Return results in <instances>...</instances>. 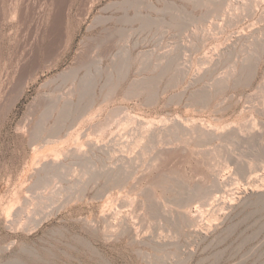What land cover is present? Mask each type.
I'll return each mask as SVG.
<instances>
[{"label":"rangeland","instance_id":"obj_1","mask_svg":"<svg viewBox=\"0 0 264 264\" xmlns=\"http://www.w3.org/2000/svg\"><path fill=\"white\" fill-rule=\"evenodd\" d=\"M123 1L64 0L59 10L60 0H0V264H264V0ZM21 7L28 22L19 21L16 10ZM54 20L55 32L51 28ZM27 26L33 32L27 31ZM28 48L32 49L33 58L25 62L22 52ZM21 62L27 65L26 71L21 69L24 73L20 71ZM83 78L88 80L84 81L86 84ZM66 106H70L68 111ZM142 116L153 119L152 127V122H139L144 120ZM177 120L189 124L188 132ZM195 123L220 130L221 135L204 132ZM90 140L96 143L95 147L85 145ZM166 144H170L166 147L170 149L166 150ZM75 145L83 151L86 148V160L69 153ZM53 156L61 161L59 168L43 167L42 161ZM248 174L252 176L249 178ZM252 189L254 194H250ZM225 201L230 205L225 206ZM185 210L194 212L197 219L192 223L185 220L181 214ZM123 219L137 226L136 237L127 231Z\"/></svg>","mask_w":264,"mask_h":264},{"label":"bare ground","instance_id":"obj_2","mask_svg":"<svg viewBox=\"0 0 264 264\" xmlns=\"http://www.w3.org/2000/svg\"><path fill=\"white\" fill-rule=\"evenodd\" d=\"M55 1H56V0H55ZM65 1H66V0H65ZM133 1H135V0H133ZM138 1H139V0H138ZM191 1H192V0H191ZM206 1H207V0H206ZM211 1H212V0H211ZM215 1H217V0H215ZM220 1H221V0H220ZM223 1L225 2V0H223ZM60 2H61V3L57 2V3H58L57 6H58L59 10H60V8H61L62 3L64 2V0H63V1L60 0ZM114 2H115V1H114ZM118 2H119V0H118ZM123 2H124L125 4H127V3L125 2V0H124ZM131 2H132V1H131ZM136 2H137V1H136ZM200 2H201V0H200ZM229 2H230V1H229ZM243 2H246V1H243ZM248 2H249V0H248ZM252 2H253V1H252ZM260 2H261V1H260ZM197 3H198V2H197ZM203 3H204V2H203ZM203 3H202V4H203ZM207 3H208V2H207ZM207 3H206V4H207ZM222 3H223V2H221V4H222ZM232 3H233V2H232ZM241 3H242V1H241ZM241 3H240V4H241ZM255 3H257V2L255 1ZM63 4H64V3H63ZM106 4H107V3H106ZM117 4H118V3H117ZM122 4H123V3H122ZM131 4H132V3H131ZM139 4H140V3H139ZM139 4H138V5H139ZM194 4H195V3H194ZM202 4H201V5H202ZM209 4H210V3H209ZM215 4H217V3H215ZM215 4H214V5H215ZM221 4H220V5H221ZM224 4H225V3H224ZM240 4H238V5H240ZM107 5H108V4H107ZM136 5H137V4H136ZM167 5H168V4H167ZM235 5H236V4H235ZM238 5H237V6H238ZM256 5H257V4H256ZM108 6H109V5H108ZM110 6H111V4H110ZM112 6H113V4H112ZM121 6H122V5H121ZM123 6H124V5H123ZM168 6H169V5H168ZM168 6H167V7H168ZM171 6H172V5H171ZM196 6H197V5H196ZM198 6H200V5H198ZM204 6H205V5H204ZM218 6H219V5H218ZM241 6H243V4H242ZM244 6H245V5H244ZM249 6H250V5H249ZM251 6H252V5H251ZM113 7H114V6H113ZM134 7H135V6H134ZM154 7H155V6H154ZM165 7H166V6H165ZM165 7H164V8H165ZM211 7H212V6H211ZM211 7H210V9H211ZM222 7H223V6H222ZM253 7H254V6H253ZM16 8H17V7H16ZM106 8H107V7H106ZM123 8H124V7H123ZM127 8H128V7H127ZM168 8H169V7H168ZM205 8H206V7H205ZM214 8H215V7H214ZM214 8H213V9H214ZM227 8H228V6H227ZM229 8H230V7H229ZM241 8H244V7H241ZM263 8H264V7H263ZM117 9H118V8H117ZM120 9H122V8H120ZM153 9H154V8H153ZM165 9H167V8H165ZM169 9H170V8H169ZM208 9H209V7H208ZM218 9H219V8H218ZM220 9H222V8L220 7ZM237 9H238V8H237ZM237 9H236V10H237ZM246 9H247V8H246ZM246 9H245L244 11H246ZM24 10H25V9H24L23 7L19 8L18 10H16V12H17V14H18L19 21H21V23L24 22V20L26 19V17H25V12H26V11H24ZM59 10H58V11H59ZM122 10H123V9H122ZM125 10H126V9H125ZM170 10H171V9H170ZM170 10H169V11H170ZM205 10H206V9H205ZM227 10H229V9H227ZM247 10H248V9H247ZM249 10H250V9H249ZM253 10H254V9H253ZM169 11H168V12H169ZM212 11H213V10H212ZM218 11H219V10H218ZM234 11H235V10H234ZM14 12H15V11H14ZM64 12H65V11H64ZM125 12H126V11H125ZM158 12H159V11H158ZM170 12H171V11H170ZM182 12H183V11H182ZM227 12H228V11H227ZM231 12H233L232 9H231ZM236 12H237V11H236ZM255 12H256V11H255ZM58 13H59V12H58ZM171 13H172V12H171ZM218 13H219V12H218ZM55 14H56V13H55ZM237 14H238V13H237ZM248 14H250V13H248ZM41 15H42V14H41ZM41 15H40V16H41ZM125 15H126V13H125ZM183 15H184V14H183ZM240 15H241V14H240ZM245 15H246V14H245ZM254 15H255V13H254ZM118 16H119V15H118ZM118 16H117V17H118ZM134 16H136V15H134ZM226 16H227V15H226ZM229 16H230V15H229ZM249 16H250V15H249ZM252 16H253V15H252ZM110 17H111V16H110ZM115 17H116V16H115ZM126 17H127V16H126ZM173 17H174V16H173ZM238 17H239V16H238ZM37 18H38V17H37ZM226 18H228V17H226ZM242 18H243V17H242ZM244 18H245V17H244ZM13 19H15V18H13ZM27 19H28V18H27ZM27 19H26V21H27ZM54 19H55V18H54ZM59 19H60V18H59ZM59 19H58V20H59ZM111 19H112V18H111ZM118 19H119V18H118ZM120 19H121V18H120ZM122 19H123V18H122ZM157 19H158V18H157ZM182 19H183V18H182ZM185 19H186V18H185ZM187 19H188V18H187ZM230 19H231V16H230ZM31 20H33V19H31ZM34 20H35V18H34ZM34 20H33L32 22H34ZM43 20H44V19H43ZM139 20H140V19H139ZM154 20H156V19H154ZM176 20H177V19H176ZM223 20H224V19H223ZM237 20H238V19H237ZM241 20H242V19H241ZM122 21H123V20H122ZM180 21H181V19H180ZM219 21H220V20H219ZM252 21H253V20H252ZM256 21H257V20H256ZM27 22H28V21H27ZM27 22H26L25 24H27ZM58 22H59V21H58ZM124 22H125V21H124ZM185 22H186V21H185ZM222 22H224V21H222ZM232 22H233V21H232ZM253 22H254V21H253ZM30 23H31V21H30ZM59 23H60V22H59ZM183 23H184V22H183ZM213 23H214V22H213ZM213 23H212V24H213ZM217 23H218V22H217ZM217 23H216V24H217ZM226 23H227V22H226ZM230 23H231V22H230ZM28 24H29V23H28ZM28 24H27V25H28ZM36 24H37V23H36ZM56 24H57V21L54 20L52 26L50 25L51 28H52V31H53V32H55V30H56V29H55V28H56ZM159 24H160V23H159ZM228 24H229V23H228ZM236 24H237V22H236ZM248 24H249V23H248ZM248 24L246 23V25H248ZM251 24H252V23H251ZM257 24H258V23H257ZM31 25H32V23H31ZM47 25H48V24H47ZM59 25H60V24H59ZM218 25H219V24H218ZM225 25H226V24H225ZM233 25H234V24H233ZM233 25H232V26H233ZM240 25H241V24H240ZM243 25H244V24H243ZM252 25H253V24H252ZM182 26H184V25H182ZM214 26H215V25H214ZM216 26H217V25H216ZM220 26H221V25H220ZM222 26H223V25H222ZM249 26H250V25H249ZM253 26H254V25H253ZM62 27H63V26H62ZM179 27H181V26H179ZM185 28H186V27H185ZM202 28H203V27H202ZM220 28H221V27H220ZM222 28H223V27H222ZM241 28H242V27H241ZM248 28H250V27H248ZM62 29H63V28H62ZM193 29H194V28H193ZM193 29H192V30H193ZM195 29H196V28H195ZM228 29H229V28H228ZM232 29H233V27H232ZM239 29H240V28H239ZM254 29H255V27H254ZM26 30H27V31H32L30 26H27ZM58 30H60V29H58ZM180 30H181V29H180ZM183 30H184V29H183ZM224 30H225V29H224ZM233 30H234V29H233ZM233 30H232V31H233ZM240 30H242V29H240ZM37 31H38V30H37ZM220 31H221V30H220ZM258 31H260V30H258ZM261 31H262V30H261ZM32 32H33V31H32ZM35 32H36V31H35ZM176 32H177V31H176ZM193 32H195V31H193ZM223 32H224V31H223ZM236 32H238V31H236ZM239 32H240V31H239ZM242 32H243V31H242ZM242 32H241V33H242ZM37 33H38V32H37ZM48 33H49V32H48ZM59 33H60V32H59ZM231 33H232V32H231ZM243 33H244V32H243ZM245 33H247V32H245ZM174 34H175V33H174ZM174 34H173V35H174ZM178 34H179V33H178ZM225 34H226V33H225ZM235 34H236V33H235ZM251 34H252V32H251ZM39 35H40V34H39ZM126 35H127V34H126ZM221 35H222V34H220V36H221ZM240 35H241V34H240ZM243 35H244V34H243ZM247 35H248V34H247ZM252 35H253V34H252ZM228 36H229V35H228ZM230 36H231V35H230ZM244 36H245V35H244ZM108 37H109V36H108ZM233 37H234V36H233ZM251 37H252V36H251ZM258 37H259V36H258ZM29 38H30V37H29ZM226 38H228V37L226 36ZM230 38H231V37H230ZM239 38H240V37H239ZM252 38H254V37H252ZM260 38H261V37H260ZM56 39H57V38H56ZM106 39H107V38H106ZM106 39H105V40H106ZM51 40H52V39H51ZM22 41H23V40H22ZM34 41H35V40H34ZM218 41H219V40H218ZM253 41H254V40H253ZM23 42H24V41H23ZM55 42H56V41H55ZM55 42H54V43H55ZM107 42H108V40H107ZM213 42H214V41H213ZM216 42H217V41H216ZM224 42H225V41H224ZM246 42H247V41H246ZM250 42H251V41H250ZM254 42H255V41H254ZM258 42H259V41H258ZM25 43H27V42H25ZM30 43H31V41H30ZM118 43H119V42H118ZM218 43H219V42H218ZM222 43H223V42H222ZM237 43H238V42H237ZM237 43H236V44H237ZM31 44H32V43H31ZM36 44H37V43H36ZM47 44H48V43H46V45H47ZM55 44H57V43H55ZM99 44H100V43H99ZM99 44H98V46H99ZM179 44H180V43H179ZM181 44H182V43H181ZM225 44H226V42H225ZM253 44H254V43H253ZM262 44H264V43H262ZM23 45H24V44H23ZM93 45H94V44H93ZM109 45H110V44H109ZM177 45H178V44H177ZM177 45H176V46H177ZM217 45H218V44H217ZM223 45H224V44H223ZM223 45H222V46H223ZM242 45H243V44H242ZM248 45H249V43H248ZM255 45H256V44H255ZM257 45H258V44H257ZM31 46L33 47V44H32ZM56 46H57V45H56ZM169 46H170V45H169ZM181 46H182V45H181ZM52 47H53V46H52ZM215 47H216V46H215ZM218 47H219V46H218ZM245 47H246V46H245ZM50 48H51V45H50ZM169 48H170V47H169ZM172 48H173V47H172ZM174 48H175V47H174ZM182 48H183V47H182ZM233 48H234V47H233ZM241 48H243V47L241 46ZM247 48H248V47H247ZM257 48H259V47H257ZM167 49H168V48H167ZM220 50H221V49H220ZM228 50H229V49H228ZM250 50H251V49H250ZM253 50H254V49H253ZM262 50H263V49H262ZM23 51H24V52H22V58L25 60V62H26L27 59L30 61V59L33 58V52H32V49H31V48H30V49L28 48V50L26 49V50H23ZM35 51H36V50H35ZM35 51H34V52H35ZM95 51H96V50H95ZM100 51H101V50H100ZM168 51H169V50H168ZM172 51H173V50H172ZM174 51H175V50H174ZM232 51H233V50H232ZM240 51H241V50H240ZM260 51H261V49H260ZM50 52H52V51H50ZM243 52H244V50H243ZM251 52H254V51H251ZM19 53H20V52H19ZM106 53H107V52H106ZM115 53H116V52H115ZM115 53H114V54H115ZM118 53H119V52H118ZM123 53H124V52H123ZM214 53H215V52H214ZM218 53H219V51H218ZM238 53H239V52H238ZM248 53H249V52H248ZM34 54H35V53H34ZM45 54H46V53H45ZM49 54H51V53H49ZM125 54H126V53H125ZM211 54L213 55V53H211ZM215 54H216V53H215ZM235 54H236V53H235ZM35 55H36V54H35ZM116 55H117V54H116ZM123 55H124V54H123ZM164 55H165V54H164ZM168 55H169V54H168ZM246 55H247V54H246ZM258 55H259V54H258ZM93 56H94V55H93ZM120 56H121V55H120ZM120 56H119V57H120ZM170 56H171V55H170ZM219 56H220V55H219ZM253 56H254V55H253ZM20 57H21V56H20ZM34 57H35V56H34ZM99 57H100V56H99ZM99 57H98V58H99ZM125 57H126V56H125ZM164 57H166V56H164ZM172 57H173V56H172ZM209 57H210V55H209ZM214 57H215V56H214ZM216 57H217V56H216ZM244 57H245V56H244ZM244 57H243V58H244ZM48 58H49V57H48ZM51 58H52V57H51ZM100 58H101V57H100ZM112 58H113V57H112ZM169 58H170V57H169ZM224 58H225V57H224ZM233 58H234V57H233ZM235 58H237V57H235ZM235 58H234V59H235ZM248 58H249V57H248ZM253 58H254V57H253ZM34 59H35V58H34ZM36 59H37V58H36ZM36 59H35V60H36ZM49 59H50V58H49ZM90 59H91V58H90ZM95 59H96V58H95ZM95 59L93 58L94 61H95ZM115 59H117V58L115 57ZM171 59H173V58H171ZM208 59H209V58H208ZM225 59L227 60V58H225ZM239 59H240V58H239ZM244 59H245V58H244ZM20 60H21V59H20ZM20 60H19V61H20ZM24 60H23V62H24ZM46 60H47V59H46ZM96 60H97V59H96ZM99 60H101V59H99ZM106 60H107V59H106ZM106 60H105V61H106ZM236 60H237V59H236ZM245 60H246V59H245ZM245 60H243V61H245ZM248 60H249V59H248ZM32 61H34V60H32ZM90 61H91V60H90ZM114 61H115V60H114ZM121 61H122V60H121ZM123 61H124V60H123ZM125 61H126V60H125ZM205 61H206V60H205ZM207 61H208V60H207ZM239 61H240V60H239ZM250 61H252V59H251ZM253 61H254V60H253ZM96 62H97V61H96ZM100 62H101V61H100ZM112 62H113V61H112ZM223 62H224V61H223ZM227 62H228V60H227ZM21 63H22V62H21ZM37 63H38V62H37ZM114 63H115V62H114ZM122 63H123V62H122ZM212 63H213V61H212ZM249 63H251V62H249ZM6 64H7V63H6ZM17 64H18V63H17ZM27 64H28V63H27ZM33 64H34V63H33ZM91 64H93V63H91ZM94 64H95V62H94ZM94 64H93V66H94ZM207 64H209V63H207ZM217 64H218V63H217ZM229 64H230V63H229ZM244 64H246V62H245ZM53 65H54V64H53ZM118 65H119V64H118ZM211 65H212V64H211ZM218 65H219V64H218ZM220 65H221V64H220ZM209 66H210V65H209ZM214 66L216 67V65H214ZM221 66H222V65H221ZM251 66H252V65H251ZM26 67H27V65H26L25 63H22L21 68H20V71H22V70L24 71V70L26 69ZM34 67H35V66H34ZM70 67H71V66H70ZM82 67H83V65H82ZM211 67H212V66H211ZM215 67H214V68H215ZM37 68H38V67H37ZM95 68H96V66H95ZM207 68H208V67H207ZM216 68H217V67H216ZM239 68H241V67H239ZM249 68H250V67H249ZM21 69H22V70H21ZM27 69H28V68H27ZM35 69H36V68H35ZM71 69H74V68H71ZM208 69H210V68H208ZM230 69H231V68H230ZM241 69H242V68H241ZM33 70H34V69H33ZM75 70H76V69H75ZM77 70H78V69H77ZM85 70H86V69H85ZM206 70H207V69H206ZM213 70H215V69H213ZM213 70H212V71H213ZM242 70H243V69H242ZM244 70H245V69H244ZM3 71H4V70H3ZM23 71H22V72H23ZM25 71H26V70H25ZM72 71H73V70H72ZM87 71H88V70H86V72H87ZM215 71H216V70H215ZM237 71H238V70H237ZM22 72H21V75H24V74H22ZM65 72H66V71H65ZM70 72H71V71H70ZM224 72H225V71H224ZM227 72H228V71H227ZM6 73H7V72H6ZM19 73H20V72H19ZM23 73H24V72H23ZM209 73H211V72H209ZM229 73H230V72H229ZM62 74H63V73H62ZM66 74H67V76H69L68 73H66ZM73 74H78V73L76 72V73H73ZM83 74H84V73H83ZM231 74H232V73H231ZM231 74H230V75H231ZM1 75H2V74H1ZM18 75H19V74H18ZM209 75H210V74H209ZM217 75H218V74H217ZM220 75H221V74H219V76H220ZM238 75H239V73H238ZM39 76H40V75H39ZM59 76H60V75H59ZM63 76H64V75H63ZM65 76H66V75H65ZM226 76L228 77V75H226ZM5 77H6V76H5ZM18 77H19V76H18ZM21 77H22V76H21ZM23 77H24V76H23ZM25 77H26V75H25ZM61 77H62V76H61ZM70 77H71V76H70ZM220 77H221V76H220ZM222 77H223V76H222ZM0 78H1V77H0ZM26 78H27V77H26ZM216 78H217V77H216ZM223 78H224V77H223ZM225 78H226V77H225ZM66 79H67V78H66ZM84 79H86V78H83V82H84V81H88V80H84ZM217 79H218V78H217ZM20 80H21V79H20ZM67 80H69V78H68ZM213 80H214V79H213ZM79 81H80V79H79ZM81 81H82V80H81ZM214 81H215V80H214ZM13 82H14V81H13ZM64 82H65V81H64ZM83 82H82V83H83ZM90 82H91V81H90ZM219 82H221V81L219 80ZM222 82H223V79H222ZM5 83H6V82H5ZM79 83H80V82H79ZM87 83H88V82H87ZM216 83H217V82H216ZM14 84H15V83H14ZM20 84H21V83H20ZM80 84H81V83H80ZM84 84H86V83L84 82ZM89 84L91 85V83H89ZM87 85H88V84H87ZM87 85H83V86H87ZM214 85H215V84H214ZM14 86H16V84H15ZM19 86H20V85H19ZM56 86H57V85H56ZM260 86H261V85H260ZM58 87H59V86H58ZM58 87H57V88H58ZM87 87H88V86H87ZM87 87H86V88H87ZM89 87H90V86H89ZM55 88H56V87H55ZM71 88H73V87H71ZM74 88H75V87H74ZM12 89H14V88H12ZM12 89H11V90H12ZM69 89H70V88H69ZM69 89H68V91H70ZM8 90H9V89H8ZM88 90H90V88H89ZM91 90H92V88H91ZM61 91H62V90H61ZM75 91H76V90H75ZM46 92H47V91H46ZM71 92H72V89H71ZM71 92H70V93H71ZM79 92H80V91H79ZM79 92H78V94H80ZM65 93H66V91H65ZM89 93H90V92H89ZM205 93H206V92H205ZM249 93H250V92H249ZM255 93H256V92H255ZM255 93H254V94H255ZM261 93H262V92H261ZM43 94H45V93H43ZM54 94H55V93H54ZM73 94H74V92H73ZM84 94H85V92H84ZM259 94H260V93H259ZM51 95H52V94H51ZM71 95H72V94H71ZM106 95H107V94H106ZM249 95H250V94H249ZM251 95H252V94H251ZM56 96H57V95H56ZM59 96H61V95L59 94ZM65 96H66V95H65ZM67 96H68V95H67ZM69 96H70V94H69ZM78 96H79V95H78ZM80 96H81V95H80ZM256 96H257V95H256ZM261 96H262V95H261ZM82 97H83V99L85 98L84 96H82ZM104 97H105V95H104ZM202 97H203V96H202ZM46 98H47V97H46ZM49 98H50V97H49ZM59 98H60V97H59ZM64 98L67 99V97H64ZM87 98H88V97H87ZM107 98H108V97H107ZM198 98H199V97H198ZM259 98H260V97H259ZM66 99H65V100H66ZM80 99H82V98H80ZM83 99H82V100H83ZM61 100H62V99H61ZM91 100H92V99H91ZM91 100L89 99V101H91ZM103 100H104V99H103ZM53 101H54V100H53ZM57 101H58V100H56V102H57ZM86 101H87V100H86ZM105 101H106V100H105ZM65 102H67V101H65ZM76 102H77V101H76ZM0 103H1V102H0ZM50 103H51V101H50ZM63 103H64V102H63ZM77 103H78V102H77ZM77 103H76V105H77ZM90 103H91V102H90ZM92 103H93V102H92ZM92 103H91V104H92ZM68 104H69V103H68ZM71 104H73V103H71ZM84 104H85V103H84ZM88 104H89V103H88ZM52 105H56V104L54 103V104H52ZM66 105H67V104H66ZM69 105H70V104H69ZM78 105H80V104L78 103ZM97 106H98V105H97ZM99 106H100V105H99ZM49 107H50V106H49ZM52 107H54V106H51V108H52ZM66 107H67V106H66ZM84 107H85V105H84ZM84 107H82V108H84ZM263 107H264V106H263ZM60 108H61V107H60ZM69 108H70V106H69ZM69 108H68V107L66 108L67 111L69 110ZM71 108H72V107H71ZM75 108H77V107L75 106ZM258 108H259V107H258ZM258 108H257V109H258ZM66 109H65V112H66ZM100 109H102V108L100 107ZM49 110H50V109H49ZM49 110H48V111H49ZM60 110H61V109H60ZM62 110H63V112H64V109H62ZM73 110H76V109H73ZM89 110H90V109H89ZM91 110H92V109H91ZM262 110H264V109H262ZM262 110H261V111H262ZM50 111H51V110H50ZM99 111H100V110H99ZM84 112H85V110H84ZM92 112H93V111H92ZM60 113H61V112H60ZM89 113H90V112H89ZM94 113H98V112H94ZM94 113H93V114H94ZM261 113H262V112H261ZM49 114H50V112H49ZM62 114H64V113H61V115H62ZM263 114H264V112H263ZM61 115H60V116H61ZM68 115H69V113H68ZM68 115H67V117H68ZM78 115H79V114H78ZM90 115H91V114H90ZM133 115H134V114H133ZM64 116H66V114H64ZM82 116H83V115H82ZM140 116H141V115H139V117H140ZM58 117H59V116H58ZM93 117H94V115H93ZM108 117H109V116H108ZM139 117H138V118H139ZM142 117H143V116H142ZM73 118H74V117H73ZM77 118H78V117H77ZM80 118H81V117H80ZM133 118L135 119V117H133ZM143 118H144V117H143ZM147 118H148V117H147ZM160 118H161V117H160ZM164 118H165V117H164ZM173 118H174V117H173ZM175 118H176V117H175ZM55 119H56V118H55ZM55 119H54V120H55ZM60 119H61V118H60ZM74 119H75V118H74ZM81 119H82V118H81ZM81 119H80V120H81ZM85 119H86V117H85ZM90 119H91V118H90ZM93 119H94V118H93ZM123 119H124V117H123ZM126 119H127V118H126ZM136 119H137V118H136ZM136 119H135L134 122H136ZM148 119H150V118H148ZM158 119H159V118H158ZM169 119H170V118H169ZM181 119H182V118H181ZM61 120H62V119H61ZM72 120H73V119H72ZM78 120H79V119H78ZM80 120H79V121H80ZM82 120H84V119H82ZM128 120H129V119H128ZM132 120H133V119H132ZM132 120H130V121H132ZM159 120H160V119H159ZM159 120H157L158 123H159ZM179 120H180V119H179ZM41 121H42V120H41ZM74 121H75V120H74ZM89 121H90V120H89ZM106 121H107V120H106ZM125 121H126V120H125ZM152 121H153V119H152ZM152 121H151V120H147L146 118H144V120H143L142 118L139 119V122H140V123H143V124H150ZM161 121H162V118H161ZM161 121H160V122H161ZM164 121H166V119H165ZM169 121H171V120H169ZM174 121H175V120H174ZM174 121H173V122H174ZM39 122H40V121H39ZM43 122H44V121H43ZM90 122H91V121H90ZM108 122H109V121H108ZM122 122H123V121H122ZM153 122H154V121H153ZM153 122L150 124V125H151L150 127H152ZM167 122H168V121H167ZM167 122H166V123H167ZM177 122H178V125L180 124V126H181L183 129H186V130H187L188 128H191V127L189 126V124H186L185 122H181V121H178V120H177ZM186 122H188V121H186ZM195 122H196V121H195ZM201 122H203V121H201ZM54 123H55V122H54ZM71 123L73 124V122H71ZM77 123H78V122H77ZM94 123H95V122H94ZM98 123H99V120H98ZM100 123H102V122L100 121ZM105 123H106V125H107V122H105ZM113 123H114V121H113ZM119 123H120V121H119ZM126 123H128V122H126ZM129 123H130V122H129ZM131 123H132V122H131ZM131 123H130V124H131ZM140 123H139V124H140ZM161 123H163V122H161ZM174 123H175V122H174ZM191 123H192V122H191ZM40 124H42V123H40ZM40 124H39V126H40ZM56 124H57V123H56ZM58 124H60V122H59ZM63 124H64V123H63ZM63 124H62V125H63ZM81 124H82V123H80V125H81ZM109 124H110V123H109ZM109 124H108V125H109ZM124 124H125V123H124ZM137 124H138V123L136 122V125H137ZM139 124H138V127L140 126ZM175 124H176V123H175ZM175 124H174V125H175ZM192 124H193V123H192ZM195 124H196V123H195ZM208 124H209V123H208ZM252 124H253V123H252ZM52 125H53V124H52ZM52 125H51V126H52ZM62 125H61V126H62ZM96 125H97V124H96ZM96 125H95V126H96ZM102 125H103V124H101V126H102ZM108 125H107V126H108ZM126 125H127V124H126ZM154 125H155V124H154ZM157 125H158V124H157ZM164 125H165V124H164ZM169 125H170V123H169ZM174 125H173V126H174ZM190 125H191V124H190ZM209 125H210V124H209ZM211 125H212V124H211ZM216 125H217V124H216ZM253 125H254V124H253ZM41 126H42V125H41ZM77 126H78V125H77ZM109 126H110V125H109ZM128 126H129V125H128ZM130 126H131V125H130ZM134 126H135V125H134ZM144 126H145V125H144ZM144 126H143V127H144ZM159 126H160V124H159ZM159 126H157V127H159ZM171 126H172V125H171ZM171 126H170V127H171ZM191 126H192V125H191ZM196 126H197V128L202 129L204 132H207V133L210 132L211 134H216V136H217L218 134L221 135V133L219 132L220 130H217V129H214V128L212 129V128H210V127L207 128L206 126L203 125V123H202V124H199V123H198V124H196ZM219 126H220V125H219ZM231 126H233V125H231ZM36 127H38V126H36ZM55 127H56V126H55ZM57 127H58V126H57ZM57 127H56V129H57ZM59 127H60V126H59ZM70 127H71V126H70ZM88 127H90V126H88ZM93 127H94V126H93ZM105 127H106V126H105ZM124 127H126V126L124 125ZM147 127H149V125H148ZM154 127H155V126H154ZM161 127H162V126H161ZM164 127H166V126H164ZM181 127H180V128H181ZM61 128H62V127H61ZM61 128H59V129H61ZM68 128H69V127H68ZM72 128H73V126H72ZM101 128H102V127H101ZM101 128L99 127V129H101ZM108 128H109V127H108ZM117 128H118V127H117ZM121 128H122V127H121ZM121 128H120V129H121ZM129 128H130V127H129ZM140 128H141V127H140ZM167 128H168V127H167ZM167 128H164V129H167ZM180 128H179V129H180ZM192 128H193V127H192ZM220 128L222 129V128H224V126H223V127H220ZM93 129H94V128H93ZM96 129H97V128H96ZM96 129H94V130H96ZM125 129H126V128H125ZM130 129H132V128H130ZM136 129H137V128H136ZM172 129H173V127H172ZM172 129H171V130H172ZM179 129H178V130H179ZM183 129H182V131H184ZM225 129H226V128H225ZM233 129H234V128H233ZM235 129H236V128H235ZM251 129H252V128H251ZM251 129H250V130H251ZM31 130H32V129H31ZM37 130H38V129H36L35 132H37ZM40 130L42 131L41 128H40ZM50 130H51V129H50ZM83 130H84V129H83ZM86 130H87V129H86ZM106 130H107V129H106ZM137 130H138V129H137ZM142 130H143V128H141L140 131H142ZM147 130H150V129L148 128ZM157 130H158V129H157ZM168 130H169V129H168ZM171 130H170V131H171ZM190 130L193 131L192 129H190ZM194 130H195V129H194ZM198 130H199V129H198ZM202 130H201V131H202ZM241 130H242V129H241ZM41 131H40V133H41ZM48 131H49V130H48ZM56 131H57V130H56ZM69 131H70V130H69ZM81 131H82V130H81ZM112 131H113V130H112ZM124 131L126 132L127 130H124ZM124 131H123V132H124ZM134 131H135V130H134ZM138 131H139V130H138ZM154 131H156V130L154 129ZM191 131H190V133H191ZM201 131H200V133H201ZM221 131H222V130H221ZM225 131H226V130H225ZM230 131H231V130H230ZM237 131H238V129H237ZM239 131H240V130H239ZM253 131H254V130H253ZM255 131H256V130H255ZM257 131H258V130H257ZM38 132H39V130H38ZM38 132H37V133H38ZM52 132H53V131H52ZM54 132H55V131H54ZM85 132H86V131H85ZM88 132H90V131H88ZM91 132H92V131H91ZM97 132H98V131H97ZM123 132H121V133H123ZM132 132H133V129H132ZM146 132H147V131H146ZM148 132H149V131H148ZM150 132H152V131H150ZM150 132H149V133H150ZM161 132H164V131H161ZM161 132H160V133H161ZM168 132H169V131H168ZM179 132H180V131H179ZM187 132H188V130H187ZM193 132H194V131H193ZM245 132H246V131H245ZM249 132H250V131H249ZM32 133H33V132H32ZM59 133H60V132H59ZM71 133H72V132H71ZM75 133H76V132H75ZM81 133H82V132H81ZM83 133H84V132H83ZM99 133H100V132H99ZM127 133H128V132H127ZM134 133H135V132H134ZM136 133H137V132H136ZM152 133L154 134V132H152ZM155 133H156V132H155ZM157 133H158V131H157ZM160 133H159V134H160ZM169 133H170V132H169ZM185 133H186V132H185ZM207 133H205V135H206ZM222 133H223V132H222ZM229 133H230V132H229ZM232 133H233V132H232ZM251 133H252V132H251ZM34 134H35V133H34ZM49 134H50V133H49ZM56 134H57V133H56ZM68 134H69V133H68ZM84 134H85V133H84ZM113 134H115V133H113ZM117 134H118V133H117ZM139 134H140V133H139ZM146 134H147V133H146ZM175 134H176V133H175ZM192 134H193V133H192ZM197 134H198V133H197ZM226 134H227V132H226ZM240 134H241V133H240ZM243 134H244V133H243ZM243 134H242V135H243ZM245 134H246V133H245ZM249 134H250V133H249ZM39 135H41V134H39ZM73 135H74V134H73ZM75 135H76V134H75ZM79 135L81 136V134H79ZM118 135L120 136V134H118ZM123 135H124V134H123ZM135 135H136V134H135ZM141 135H142V134H141ZM148 135H149V134H148ZM150 135H151V134H150ZM150 135H149V136H150ZM161 135H162V134H161ZM176 135H177V134H176ZM180 135H181V134H180ZM184 135H185V134H184ZM198 135H199V134H198ZM205 135H204V136H205ZM237 135H238V134H237ZM252 135H253V134H252ZM31 136H32V134H31ZM51 136H53V135L51 134ZM55 136H56V135H55ZM68 136H69V135H68ZM71 136H72V135H71ZM84 136H85V135H84ZM116 136H117V135H116ZM119 136H117V137H119ZM127 136H128V135H127ZM139 136H140V135H139ZM144 136H145V135H144ZM152 136H153V135H152ZM155 136H156V134H155ZM165 136H167V135H165ZM168 136H169V135H168ZM177 136H178V135H177ZM177 136H176V137H177ZM213 136H214V135H213ZM229 136H230V135H229ZM256 136H257V135H256ZM259 136H260V135H259ZM32 137H33V136H32ZM35 137H37V136H35ZM47 137H48V136H47ZM81 137H82V136H81ZM99 137H100V136H99ZM109 137H110V136H109ZM109 137H108V138H109ZM132 137H133V136H132ZM210 137H211V136H210ZM217 137H218V136H217ZM220 137H221V136H220ZM230 137H231V136H230ZM234 137H235V135H234ZM37 138H38V137H37ZM45 138H46V137H45ZM58 138H59V137H58ZM110 138H112V137H110ZM113 138H114V137H113ZM122 138H123V137H122ZM159 138H160V137H159ZM178 138H179V137H178ZM194 138H195V137H194ZM197 138H198V137H197ZM202 138H203V137H202ZM207 138H208V137H207ZM211 138H212V137H211ZM246 138H247V137H246ZM256 138H257V137H256ZM32 139H33V138H32ZM35 139H36V138H35ZM48 139H49V138H48ZM66 139H67V138H66ZM81 139H82V138H81ZM95 139H96V138H95ZM117 139L120 140V138H117ZM123 139H124V138H123ZM123 139H122V140H123ZM128 139H129V138H128ZM130 139H131V138H130ZM134 139H135V138H134ZM139 139H140V138H138V140H139ZM142 139H143V138H142ZM144 139H145V138H144ZM148 139H149V138H148ZM151 139H152V138H151ZM153 139H154V138H153ZM179 139H180V138H179ZM182 139H183V138H182ZM185 139H187V138H185ZM190 139H191V138H190ZM192 139H193V138H192ZM203 139H205V138H203ZM212 139H213V138H212ZM238 139H239V138H238ZM71 140H72V139H71ZM74 140H75V139H74ZM78 140H79V139H78ZM92 140H93V139H92ZM97 140H98V139H97ZM107 140H108V139H107ZM111 140H113V139H111ZM115 140H116V139H115ZM131 140H132V139H131ZM156 140H157V139H156ZM162 140H163V139H162ZM165 140H166V139H165ZM167 140H168V139H167ZM199 140H200V139H199ZM207 140H208V139H207ZM246 140H247V139H246ZM250 140H251V139H250ZM69 141H70V140H69ZM85 141H86V140H85ZM101 141H102V140H101ZM124 141H125V140H124ZM132 141H133V140H132ZM141 141H142V140H141ZM154 141H155V139H154ZM159 141H160V140H159ZM159 141H158V142H159ZM169 141H170V140H169ZM174 141H175V140H174ZM176 141H177V140H176ZM195 141H196V140H195ZM200 141H201V140H200ZM205 141H206V140H205ZM57 142H58V141H57ZM120 142H121V141H120ZM148 142H149V141H148ZM148 142H147V143H148ZM151 142H152V141H151ZM160 142H161V141H160ZM185 142H187V141H185ZM122 143H123V142H122ZM125 143H126V142H125ZM134 143H135V142H134ZM134 143H133V144H134ZM147 143H146V144H147ZM83 144H84V143H83ZM87 144H89L90 146H94V147H95V145H96V143L92 142L91 140L88 141V143L86 142L85 145H87ZM112 144H113V143H112ZM115 144H116V143H115ZM120 144H121V143H120ZM135 144H136V143H135ZM142 144H143V143H142ZM144 144H145V143H144ZM163 144H164V143H163ZM181 144H182V143H181ZM200 144H202V143H200ZM65 145H67V144H65ZM65 145H64V146H65ZM98 145H99V144H98ZM104 145H105V144H104ZM118 145H119V144H118ZM123 145H124V144H123ZM125 145H126V144H125ZM139 145H140V144H139ZM147 145H148V144H147ZM166 145H167V144H166ZM166 145L164 146L165 148L170 146V144H169V146H168V145L166 146ZM198 145H199V144H198ZM99 146H100V145H99ZM120 146H121V145H120ZM134 146H135V145H134ZM144 146H145V145H144ZM158 146H159V145H158ZM173 146H174V145H173ZM184 146H185V143H184ZM187 146H188V145H187ZM201 146H202V145H201ZM60 147H61V146H60ZM94 147H93V148H94ZM103 147H104V146H103ZM115 147H116V146H115ZM121 147H123V146H121ZM140 147H141V146H140ZM154 147H155V146H154ZM161 147H162V146H161ZM161 147H160V148H161ZM176 147H177V146H176ZM194 147H195V146H194ZM58 148H59V147H58ZM83 148H84V145H83ZM89 148H90V147H89ZM111 148H112V147H111ZM128 148H129V147H128ZM136 148H137V146H136ZM136 148H134V149H136ZM138 148H139V147H138ZM142 148L144 149V147H142ZM149 148H150V147H149ZM162 148H163V147H162ZM182 148H183V147H182ZM202 148H203V147H202ZM202 148H200V149H202ZM206 148H207V147H206ZM60 149H61V148H60ZM66 149H67V148H66ZM90 149H91V148H90ZM107 149H108V147H107ZM112 149H113V148H112ZM120 149L122 150V148H120ZM146 149H147V148H146ZM146 149H145V150H146ZM158 149H159V148H158ZM168 149H170V148H166V150H168ZM193 149H194V148H193ZM208 149H209V148H208ZM262 149H263V148H262ZM105 150H106V149H105ZM118 150H119V149H118ZM132 150H133V149H132ZM132 150H131V151H132ZM159 150L161 151V149H159ZM159 150H157V151H159ZM164 150H165V149H164ZM166 150H165V151H166ZM171 150H172V149H171ZM171 150H170V151H171ZM173 150H174V148H173ZM176 150H177V149H176ZM180 150H181V149H180ZM182 150H185V149H182ZM188 150H189V149H188ZM195 150H198V149L195 148ZM195 150H193V151H195ZM209 150H210V149H209ZM209 150H208V151H209ZM52 151H54V150H52ZM63 151H64V150H63ZM67 151H68V150H67ZM110 151H111V150H110ZM115 151H116V150H115ZM137 151H138V149H137ZM139 151H140V150H139ZM157 151H156V152H157ZM162 151H163V150H162ZM165 151H164V152H165ZM205 151H206V150H205ZM208 151H207V152H208ZM57 152H58V151H57ZM59 152H60V151H59ZM84 152H86V148H85V151H83L82 148L80 147V145H75V146H73V147H70V149H69V153H70L71 155H73V157H76L77 159H81V161L84 160V159L86 160L87 157H88V155H86ZM87 152H89V151H87ZM118 152H119V151H118ZM120 152H121V151H120ZM120 152H119V153H120ZM154 152H155V151H154ZM166 152H167V151H166ZM207 152H206V153H207ZM126 153H127V152H126ZM132 153H133V152H132ZM140 153H141V152H140ZM160 153H161V152H160ZM189 153H190V152H189ZM210 153H211V151H210ZM262 153H263V152H262ZM61 154H62V153H61ZM64 154H65V153H64ZM93 154H94V153H93ZM106 154H107V153H106ZM108 154H109V153H108ZM114 154H115V153H114ZM117 154H118V153H117ZM130 154H131V153H130ZM138 154H139V153H138ZM158 154H159V153H158ZM196 154H197V153H196ZM207 154H208V153H207ZM67 155H68V154H67ZM71 155H70V156H71ZM85 155L87 156L86 158H85ZM155 155H156V154H155ZM161 155H162V153H161ZM161 155H159V156H161ZM164 155L166 156V154H164ZM164 155H163V158L165 157ZM168 155H169V153H168ZM176 155H177V154H176ZM193 155H194V153H193ZM205 155H206V154H205ZM231 155H232V154L230 153V156H231ZM258 155H259V154H258ZM37 156H38V155H37ZM58 156H59V155H58ZM60 156H61V155H60ZM65 156H66V154H65ZM94 156H95V155H94ZM128 156H129V155H128ZM137 156H138V155H137ZM142 156H143V155H142ZM184 156L186 157V155H184ZM184 156H183V158H184ZM230 156H229V157H230ZM233 156H234V155H233ZM235 156H236V155H235ZM106 157H107V156H106ZM124 157H125V155H124ZM130 157H131V156H130ZM140 157H141V156H140ZM152 157H153V156H152ZM177 157H178V156H177ZM192 157H193V156H192ZM200 157H201V156H200ZM237 157H238V156H237ZM90 158H91V157L89 156V160H88V161H90ZM109 158H110V157H109ZM157 158H158V156H157ZM161 158H162V157H161ZM161 158H160V159H161ZM231 158H234V157H231ZM238 158H239V157H238ZM91 159H92V158H91ZM131 159H132V158H131ZM135 159H136V158H135ZM139 159H142V158H139ZM150 159L152 160V158H150ZM154 159H156V157H154ZM154 159H153V161H154ZM158 159H159V158H158ZM175 159H176V158H175ZM189 159H190V157H189ZM229 159H230V158H229ZM235 159H236V158H235ZM118 160H119V159H118ZM133 160H134V159H133ZM162 160H163V159H162ZM172 160H173V159H172ZM180 160H181V159H180ZM199 160H200V159H199ZM243 160H244V159H243ZM243 160H242V161H243ZM88 161H87V162H88ZM103 161H105V159H104ZM124 161H125V160H124ZM136 161H137V159H136ZM197 161H198V160H197ZM233 161L235 162L236 160H233ZM42 162H43V165H42L43 167H48V168H51V169L55 168V169H56V168H59V166H60V162H61V161L59 162V160L57 159V157H54V156H53V158H49V159H47L46 161H42ZM62 162H64V161H62ZM70 162H71V160H70ZM85 162H86V161H85ZM95 162H96V161H95ZM130 162H131V161H130ZM155 162H156V161H155ZM161 162H162V161H161ZM169 162H170V161H169ZM173 162H174V161H173ZM245 162H246V161H245ZM133 163H134V162H133ZM136 163H137V162H136ZM136 163H135V164H136ZM148 163H149V162H148ZM148 163H147V165H149ZM156 163H157V162H156ZM165 163H166V162H165ZM193 163H194V162H193ZM238 163H239V162H238ZM243 163H244V162H243ZM243 163H242V164H243ZM61 164H62V163H61ZM86 164H87V163H86ZM110 164H111V163H110ZM113 164H114V163H113ZM119 164H120V163H119ZM137 164H138V163H137ZM153 164H155V163L153 162ZM239 164H240V163H239ZM247 164H248V163H247ZM257 164H258V163H257ZM36 165H37V163H36ZM105 165H106V164H105ZM126 165H127V164H126ZM132 165H134V164H132ZM168 165H169V164H168ZM180 165H181V164H180ZM208 165H209V164H208ZM217 165H218V164H217ZM248 165H249V164H248ZM248 165H246V166H248ZM254 165H255V164H254ZM260 165H261V164H260ZM263 165H264V164H263ZM65 166H66V165H65ZM108 166H109V165H108ZM142 166H143V165H142ZM155 166H156V165H155ZM35 167H36V166H35ZM91 167H92V166H91ZM100 167H101V166H100ZM110 167H111V166H110ZM119 167H120V165H119ZM121 167H122V166H121ZM126 167H129V166H125V168H126ZM138 167H139V166H138ZM150 167H151V166H150ZM150 167H147V168H150ZM195 167H196V166H195ZM202 167H203V166H202ZM208 167H209V166H208ZM216 167H217V166H216ZM240 167H241V166H240ZM248 167H249V166H248ZM248 167H247V168H248ZM261 167H262V166H261ZM61 168H62V166H61ZM96 168H97V167H96ZM113 168H114V167H113ZM113 168H112V169H113ZM133 168H134V167H133ZM160 168H161V167H160ZM179 168H180V167H179ZM190 168H191V167H190ZM242 168L245 169V166H244V167L242 166ZM242 168H241V169H242ZM251 168H252V166H250L249 170H250ZM256 168H257V167H256ZM256 168H255V169H256ZM45 169H46V168H45ZM94 169H95V168H94ZM101 169H102V168H101ZM110 169H111V168H110ZM121 169H122V168H121ZM126 169H127V168H126ZM131 169H132V168H131ZM131 169H129V170H131ZM136 169H137V167H136ZM213 169H214V168H213ZM216 169H217V168H216ZM218 169H219V167H218ZM237 169H238V168H237ZM255 169H254V171H256ZM48 170H49V169H48ZM57 170H58V169H57ZM57 170H56V171H57ZM60 170H61V169H60ZM108 170H109V168H107V172H108ZM116 170H117V169H116ZM119 170H120V169H119ZM119 170H118V171H119ZM129 170H128V171H129ZM132 170H134V169H132ZM150 170H151V169H150ZM152 170H153V169H152ZM157 170H158V169H157ZM159 170H160V169H159ZM195 170H196V169H195ZM235 170H236V169H235ZM245 170H246V169H245ZM245 170H244V171H245ZM249 170H247V171H249ZM251 170H252V169H251ZM257 170H258V169H257ZM259 170H260V169H259ZM263 170H264V169H263ZM36 171L38 172V169H37ZM98 171H99V169H98ZM123 171H124V169H123ZM134 171H135V170H134ZM192 171H193V170H192ZM204 171H206V170H204ZM220 171H221V170H220ZM115 172H116V171H115ZM213 172H214V171H213ZM216 172H217V171H216ZM235 172H236V171H235ZM252 172H253V171H251V172H249V173H251V174H255L254 172H253V173H252ZM54 173H56V172H54ZM100 173H101V172H100ZM100 173H99V174H100ZM103 173H104V172H103ZM108 173H110V171H109ZM111 173H112V171H111ZM117 173H118V172H117ZM126 173H128V172H126ZM142 173H143V172H142ZM145 173H146V172H145ZM185 173H186V172H185ZM191 173H192V172H191ZM218 173H219V172H218ZM44 174H46V173H44ZM118 174H119V173H118ZM120 174H121V173H120ZM124 174H125V173H124ZM146 174H147V173H146ZM154 174H155V173H154ZM164 174H166V173H164ZM203 174H204V173H203ZM211 174H213V173H211ZM231 174H232V173H231ZM245 174H247V173H245ZM258 174H259V173H258ZM56 175H57V174H56ZM91 175L93 176V173H91ZM102 175H103V174H102ZM107 175H108V174H107ZM112 175H113V174H112ZM127 175H128V174H127ZM132 175H133V174H132ZM136 175H137V174H136ZM138 175H139V174H138ZM196 175H197V174H196ZM207 175H208V174H207ZM243 175H244V174H243ZM259 175H260V174H259ZM53 176H54V175H53ZM113 176H114V175H113ZM117 176H118V175H117ZM117 176H116V177H117ZM199 176H200V175H199ZM203 176H204V175H203ZM208 176H209V175H208ZM227 176H230V175H227ZM234 176H236V175H234ZM241 176H242V175H241ZM241 176H239V177H241ZM244 176H246V175H244ZM250 176H252V175H250ZM250 176H249V174H248V177H249V178H250ZM253 176H254V175H253ZM255 176H256V175H255ZM39 177H40V174H39ZM43 177H44V176H43ZM50 177H51V175H50ZM84 177H85V176H84ZM89 177H90V176H89ZM96 177H97V174H96ZM116 177H114V178L116 179ZM123 177H124V176H123ZM123 177H122V179H123ZM125 177H126V176H125ZM127 177H128V176H127ZM127 177H126V179H127ZM138 177H139V176H138ZM147 177H148V176H147ZM147 177H146V178H147ZM154 177H155V176H154ZM183 177H185V176H183ZM196 177H197V176H196ZM201 177H202V176H201ZM211 177H212V176H211ZM215 177H216V176H215ZM246 177H247V176H246ZM262 177H263V176H262ZM86 178H87V177H86ZM94 178H95V177H94ZM108 178H109V177L107 176V179H108ZM133 178H134V177H133ZM152 178H153V177H152ZM165 178H167V177H165ZM192 178H193V177H192ZM202 178H203V177H202ZM224 178H225V177H224ZM233 178H234V177H231V179H233ZM254 178H256V177H254ZM49 179H50V178H49ZM80 179H81V178H80ZM89 179H90V178H89ZM96 179H97V178H96ZM118 179H119V176H118ZM118 179H117V180H118ZM122 179H121V181H124V180H122ZM126 179H125V180H126ZM137 179H138V178H137ZM163 179H164V178H163ZM199 179H200V178H199ZM225 179H226V178H225ZM228 179H229V178H228ZM251 179H252V178H251ZM45 180H46V179H45ZM81 180H82V179H81ZM83 180H84V179H83ZM86 180H88V179H86ZM94 180H95V179H94ZM108 180H109V179H108ZM150 180H151V179H150ZM161 180H162V179H161ZM208 180H209V179H208ZM210 180H211V179H210ZM212 180H213V179H212ZM216 180H217V183H219V182H218L219 179L216 178L215 181H216ZM244 180H245V179H244ZM43 181H44V180H43ZM49 181H50V180H49ZM95 181H96V180H95ZM156 181H157V180H156ZM184 181H185V180H184ZM205 181H207V180H205ZM219 181H220V180H219ZM227 181H229V180H227ZM46 182H48V181H46ZM88 182H89V180H88ZM88 182H87V183H88ZM97 182H98V181H97ZM103 182H106V183H107L108 181H105V180H104ZM186 182H187V181H186ZM200 182H201V181H200ZM230 182H231V181H230ZM255 182H256V181H255ZM81 183H82V182H81ZM110 183H111V182H110ZM157 183H158V182H157ZM170 183H171V182H170ZM182 183H183V181H182ZM188 183H189V181H188ZM196 183H197V182H196ZM196 183H195V184H196ZM198 183H199V182H198ZM213 183H214V182H213ZM220 183H221V182H220ZM74 184H75V182H74ZM78 184H79V183H78ZM113 184H114V183H112V186H113ZM137 184H138V183H137ZM137 184H136V185H137ZM183 184H184V183H183ZM186 184H187V183H186ZM195 184H194V185H195ZM205 184H206V182H205ZM221 184H222V183H221ZM227 184H228V183H227ZM233 184H234V183H233ZM245 184H246V183H245ZM245 184H243V185H245ZM256 184H257V183H256ZM94 185H95V183H94ZM94 185H93V186H94ZM104 185H105V183H104ZM109 185H110V184H109ZM109 185H106V188H107V186H109ZM131 185H132V184H131ZM133 185H134V184H133ZM136 185H135V186H136ZM160 185H162V184H160ZM200 185H201V184H200ZM215 185H216V184H215ZM229 185H230V183H229ZM231 185H232V183H231ZM257 185H258V184H257ZM257 185H256V186H257ZM73 186H74V185H73ZM75 186H76V185H75ZM83 186H85V185H83ZM135 186H134V187H135ZM163 186H164V184H163ZM165 186H166V185H165ZM188 186H189V185H188ZM198 186H199V184H198ZM201 186H202V185H201ZM234 186H235V184H234ZM251 186H252V185H251ZM254 186H255V185H254ZM254 186H252V187H254ZM71 187H72V185H71ZM81 187H82V186H81ZM99 187H100V186H99ZM123 187H124V186H123ZM123 187H121V188H123ZM131 187H132V186H131ZM171 187H173V186L171 185ZM194 187H196V186H194ZM204 187H206V185H205ZM219 187H220V186H219ZM224 187H225V185H224ZM226 187H227V185H226ZM226 187H225V188H226ZM240 187H241V186H240ZM244 187H245V186H244ZM249 187H250V186H249ZM82 188H83V187H82ZM103 188H104V186H103ZM103 188H102V190H103ZM124 188H126V187H124ZM129 188H130V187H129ZM132 188H133V187H132ZM164 188H165V187H164ZM189 188H190V187H189ZM191 188H192V187H191ZM208 188H209V187H208ZM222 188H223V187H222ZM225 188H224V189H225ZM227 188H229V187H227ZM227 188H226V189H227ZM230 188H231V187H230ZM230 188H229V189H230ZM232 188H233V187H232ZM236 188H237V187H236ZM246 188H247V187H246ZM259 188H260V186L258 187V189H259ZM76 189H77V187H76ZM78 189H79V188H78ZM83 189H84V188H83ZM85 189H86V188H85ZM99 189H100V188H99ZM108 189H109V188H108ZM117 189H118V188H117ZM119 189H120V188H119ZM167 189H168V188H167ZM169 189H170V188H169ZM186 189H187V188H186ZM194 189H196V188H194ZM201 189H202V188H201ZM201 189H199V190H201ZM218 189H219V188H218ZM224 189H222V190L224 191ZM127 190H128V189H127ZM150 190H151V189H150ZM180 190H181V189H180ZM187 190H188V189H187ZM97 191H98V189H97ZM117 191H118V190H117ZM144 191H145V190H144ZM165 191H166V190H165ZM194 191H195V190H194ZM202 191H203V190H202ZM215 191H216V190H215ZM223 191H222V192H223ZM232 191H233V190H232ZM236 191H237V190H236ZM105 192H106V191H105ZM107 192H108V191H107ZM120 192H121V190H120ZM120 192H119V194L122 195V193H120ZM184 192H185V191H184ZM203 192H204V191H203ZM211 192H212V191H211ZM224 192H226V191H224ZM239 192H241V191H239ZM254 192H256L255 189H252V190L250 191V194H251V193L254 194ZM97 193H98V192H97ZM103 193H104V192H103ZM145 193H146V192H145ZM181 193H183V192H181ZM186 193H187V192H186ZM186 193H185V194H186ZM206 193H207V192H206ZM258 193H259V192H258ZM99 194H100V193H99ZM99 194H98V195H99ZM148 194H149V193H148ZM178 194H179V193H178ZM199 194H200V192H199ZM217 194H218V193H217ZM222 194H223V193H222ZM229 194H230V193H229ZM232 194H235V193H232ZM262 194H264V193H262ZM109 195H110V194H109ZM124 195H125V194H124ZM188 195H190L189 191H188ZM188 195H187V196H188ZM195 195H196V193H195ZM195 195H194V196H195ZM201 195H202V194H201ZM210 195H212V194H210ZM230 195H231V194H230ZM242 195H243V194H242ZM260 195H261V194H260ZM115 196H116V195H115ZM122 196H123V195H122ZM153 196H154V195H153ZM204 196H205V195H204ZM212 196H214V195H212ZM216 196H217V195H216ZM223 196H224V195H223ZM249 196H250V195H249ZM249 196H248V197H249ZM101 197H102V196H101ZM108 197H109V196H108ZM183 197H184V195H183ZM192 197H193V196H192ZM205 197H206V196H205ZM219 197H220V196H219ZM225 197H226V196H225ZM261 197H262V196H261ZM23 198H24V197H23ZM111 198H112V197H111ZM128 198H129V197H128ZM128 198H127V199H128ZM152 198H153V197H152ZM156 198H157V197H156ZM181 198H182V196H181ZM181 198H180V199H181ZM188 198H189V197H188ZM202 198H203V197H202ZM209 198H210V197H209ZM214 198H215V197H214ZM239 198H240V197H239ZM25 199H27V198H25ZM113 199H114V198H113ZM124 199H125V198H124ZM130 199H131V198H130ZM185 199H187V198H185ZM190 199H191V198H190ZM196 199H197V198H196ZM228 199H229V198H228ZM237 199H238V198H237ZM244 199H245V198H244ZM260 199H261V198H260ZM117 200H118V199H117ZM122 200H123V199H122ZM132 200H133V199H132ZM178 200H179V199H178ZM183 200H184V199H183ZM218 200H219V199H218ZM233 200H234V199H233ZM255 200H256V199H255ZM261 200H262V199H261ZM26 201H27V200H26ZM107 201H108V200H107ZM129 201H130V200H129ZM140 201H141V200H140ZM158 201H159V200H158ZM191 201H192V200H191ZM198 201H199V200H198ZM198 201H197V202H198ZM223 201H224V200H223ZM242 201H243V200H242ZM104 202H105V201H104ZM119 202H120V201H119ZM124 202H125V201H124ZM134 202H135V201H134ZM147 202H148V201H147ZM147 202H146V203H147ZM156 202H157V201H156ZM164 202H165V200H164ZM183 202H184V201H183ZM185 202H186V201H185ZM192 202H193V201H192ZM216 202H217V201H216ZM106 203H107V202H106ZM109 203H110V202H109ZM120 203H122V201H121ZM125 203H126V202H125ZM151 203H152V202H151ZM187 203H188V202H187ZM249 203H250V202H249ZM122 204H123V203H122ZM126 204H128V203H126ZM142 204H143V203H142ZM157 204H158V203H157ZM177 204H179V203H177ZM182 204H184V203H182ZM191 204H192V203H191ZM203 204H205V203H203ZM218 204H219V203H218ZM224 204H225V206H229V205H230L229 202H226V201L224 202ZM239 204H240V203L238 202L237 205H239ZM105 205H106V204H105ZM110 205H111V204H110ZM114 205H116V204H114ZM147 205H148V204H147ZM147 205H146V206H147ZM155 205H156V204H155ZM180 205H181V204H180ZM222 205H223V204H222ZM11 206H12V205H11ZM139 206H140V205H139ZM148 206H149V205H148ZM148 206H147V207H148ZM185 206H186V205H185ZM190 206H191V205H190ZM194 206H195V205H194ZM196 206H197V205H196ZM202 206H203V205H202ZM218 206H219V205H218ZM110 207H111V206H110ZM115 207H116V206H115ZM121 207H123V206L121 205ZM162 207H163V206H162ZM164 207H167V206H164ZM205 207H207V206H205ZM208 207H209V206H208ZM220 207H221V206H220ZM19 208H21V207H19ZM22 208H24V207H22ZM22 208H21V209H22ZM119 208H120V207H119ZM124 208H125V207H124ZM145 208H146V207H145ZM160 208H161V207H160ZM168 208H169V207H168ZM172 208H173V207H172ZM188 208H189V207H188ZM209 208H210V207H209ZM227 208H228V207H227ZM111 209H112V208H111ZM111 209H110V211H111ZM115 209H116V208H115ZM148 209H149V208H148ZM155 209H156V208H155ZM161 209H162V208H161ZM163 209H164V208H163ZM165 209H166V208H165ZM174 209L176 210V208H174ZM26 210H27V209H26ZM104 210H105V209H104ZM120 210H121V209H120ZM127 210H128V209H127ZM157 210H160V209H157ZM169 210H170V209H168V211H169ZM188 210H189V209H188ZM196 210H197V211L200 210V209H199V205H198V207L196 208ZM196 210H195V211H196ZM211 210H213V209H211ZM214 210H216V208H215ZM217 210H219V209H217ZM24 211H25V210H24ZM110 211H108V212H110ZM114 211H115V210H114ZM117 211H118V210H117ZM117 211H116V212H117ZM123 211H124V210H123ZM132 211H133V210H132ZM151 211H152V210H151ZM168 211H167V212H168ZM170 211H171V210H170ZM172 211H173V210H172ZM205 211H206V210H205ZM228 211H229V210H228ZM228 211H227V212H228ZM19 212H20V211H19ZM102 212H103V211H102ZM118 212H119V211H118ZM118 212H117V213H118ZM125 212H127V211H125ZM155 212H156V210H155ZM157 212H158V211H157ZM159 212H160V211H159ZM162 212H163V211H162ZM164 212H165V210H164ZM206 212H207V211H206ZM208 212H209V211H208ZM213 212H214V211H213ZM7 213H8V212H7ZM122 213H123V212H122ZM127 213H129V211H128ZM172 213H173V212H172ZM197 213H198V212H197ZM211 213H212V212H211ZM100 214H102V213H100ZM104 214H105V213H104ZM111 214H112V213H111ZM123 214H125V213H123ZM155 214H156V213H155ZM159 214H161V213H159ZM177 214H178V213H177ZM181 214L185 217V220L187 219V220L190 221V222L193 221L194 219H197V218H195L194 212L192 213L191 211H186V210H185V211H181ZM195 214H196V212H195ZM213 214H214V213H213ZM224 214H226V213H224ZM106 215H107V214H106ZM128 215H129V214H128ZM132 215L134 216V213H133ZM167 215H168V214H167ZM199 215H200V214H199ZM210 215H211V214H210ZM217 215H219V214H217ZM226 215H227V214H226ZM123 216H124V215H123ZM137 216H138V215H137ZM161 216H162V215H161ZM176 216H177V215H176ZM200 216H201V215H200ZM208 216H209V215H208ZM208 216H207V217H208ZM220 216H221V215H220ZM227 216H228V215H227ZM102 217H103V215H102ZM111 217H112V216H111ZM138 217H139V216H138ZM146 217H147V216H146ZM164 217H166V216H164ZM184 217H183V218H184ZM6 218H7V217H6ZM114 218H115V217H114ZM117 218H118V217H117ZM119 218H120V217H119ZM125 218H126V217H125ZM133 218H134V217H133ZM147 218H148V217H147ZM153 218H154V217H153ZM171 218H172V216H171ZM176 218H177V217H176ZM202 218H203V217H202ZM216 218H218V217H216ZM220 218H221V217H220ZM224 218H225V217H224ZM107 219H108V218H107ZM135 219H136V218H135ZM168 219H169V218H168ZM181 219H182V218H181ZM203 219H204V218H203ZM83 220H84V219H83ZM123 220L125 221V219H123ZM123 220H122V222L125 223L126 221L124 222ZM149 220H150V219H149ZM157 220H158V219H157ZM176 220H177V219H176ZM176 220H175V222H176ZM178 220H179V219H178ZM185 220H184V221H185ZM218 220H219V219H218ZM222 220H223V219H222ZM128 221H129V220H128ZM135 221L137 222L138 220H135ZM169 221H170V220H169ZM188 221H187V222H188ZM194 221H195V220H194ZM200 221H201V220H200ZM206 221H208V220H206ZM158 222H159V221H158ZM167 222H168V221H167ZM213 222H214V221H213ZM107 223H108V222H107ZM109 223H110V221H109ZM109 223H108V224H109ZM115 223H116V222H115ZM123 223H122V224H123ZM126 223H127V222H126ZM191 223H192V222H191ZM205 223H206V222H205ZM210 223H211V221H210ZM214 223H215V222H214ZM137 224H138V223H137ZM139 224H140V223H139ZM179 224H180V223H179ZM203 224H204V223H203ZM112 225H113V224H112ZM205 225H207V224H205ZM195 226H196V224H195ZM208 226H209V223H208ZM219 226H220V225H219ZM107 227H108V226H107ZM111 227H112V226H111ZM125 227H127V231L130 233V235H131L132 237H134V236L136 235V230H138V229H135V228H136L137 226L135 227V226H133L131 223H127V226H125ZM138 227H139V226H138ZM176 227H177V226H176ZM118 228H119V227H118ZM123 228H124V227H123ZM199 228H201V227H199ZM205 228H207V227H205ZM103 229H104V228H103ZM208 229H209V228H208ZM111 230H113V229H111ZM203 230H204V229H203ZM105 231H106V230H105ZM114 231H115V230H114ZM122 231H123V230H122ZM124 232H125V231H124ZM176 232H177V231H176ZM196 232L199 233V234H202V235H203V232H202V231H199V230H198V231H196ZM111 233H113V232H111ZM118 234H120V233H118ZM138 234H139V231H138ZM115 235H116V234H115ZM177 235H178V234H177ZM177 235H176V236H177ZM179 235H180V234H179ZM109 236H110V235H109ZM109 236H108V238H109ZM148 236H149V235H148ZM176 236H175V237H176ZM113 237H114V236H113ZM135 237H136V236H135ZM151 237H152V236H151ZM182 237H183V236H182ZM200 237H201V236H200ZM110 238H111V237H110ZM141 238H142V237H141ZM143 238H144V236H143ZM144 239H145V238H144ZM166 239H167V238H166ZM171 239H172V237H171ZM176 239H177V238H176ZM141 240H142V239H141ZM213 240H214V239H213ZM134 241H135V240H134ZM142 241H143V240H142ZM149 241H150V240H149ZM157 241H158V240H157ZM159 241H161V239H160ZM167 241H169V240H167ZM167 241H166V242H167ZM176 241H177V240H176ZM178 241H179V240H178ZM166 242H165V244H166ZM174 242H175V241H173V243H174ZM188 242H189V241H188ZM141 243H142V242H141ZM141 243H140V244H141ZM144 243H145V240H144ZM158 243H159V242H158ZM167 243H168V242H167ZM169 243H170V242H169ZM169 243H168V244H169ZM176 243H177V242H176ZM183 243H184V242H183ZM150 244H151V243H150ZM160 244H161V243H160ZM162 244H163V242H162ZM162 244H161V245H162ZM168 244H167V245H168ZM181 244H182V243H181ZM181 244H180V245H181ZM210 244H211V243H210ZM210 244L208 243L207 245H210ZM180 245H179V246H180ZM175 246H176V245H175ZM182 246H183V245H182ZM154 247H155V246H154ZM157 247H158V246H157ZM152 248H153V247H152ZM164 248H165V247H164ZM154 249H155V248H154ZM157 249H158V248H157ZM161 250H162V249H161ZM196 250H197V249H196ZM169 251H170V250H169ZM173 251H175V250H173ZM175 253H176V252H175ZM192 253H193V252H192ZM154 254H155V252H154ZM154 254H153V255H154ZM162 254H163V253H162ZM157 255H158V254H157ZM160 255H161V254H160ZM163 255H164V254H163ZM188 255H189V254H188ZM155 256H156V254H155ZM166 256H167V255H166ZM157 257H158V256H157ZM157 257H156V258H157ZM162 257H163V256H162ZM188 257H189V256H188ZM175 258H176V257H175ZM159 259H160V258H159ZM179 260H180V259H179ZM163 261H164V260H163ZM169 261H170V260H169ZM175 262H176V261H175ZM183 262H184V261H182V263H183ZM213 262H214V261H213ZM164 263H166V262L164 261ZM184 263H185V262H184ZM15 264H18V263L16 262ZM198 264H199V263H198Z\"/></svg>","mask_w":264,"mask_h":264}]
</instances>
